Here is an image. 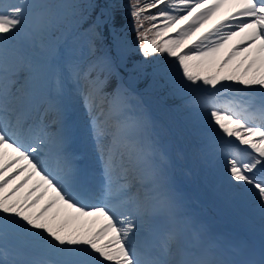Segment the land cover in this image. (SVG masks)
I'll return each instance as SVG.
<instances>
[{
  "label": "snow or ice",
  "instance_id": "snow-or-ice-1",
  "mask_svg": "<svg viewBox=\"0 0 264 264\" xmlns=\"http://www.w3.org/2000/svg\"><path fill=\"white\" fill-rule=\"evenodd\" d=\"M120 69L201 119L202 153L264 236V0H0V264H264V243L257 254L187 212ZM236 93L244 106L226 99ZM72 96L92 172L72 149Z\"/></svg>",
  "mask_w": 264,
  "mask_h": 264
},
{
  "label": "bare ground",
  "instance_id": "bare-ground-1",
  "mask_svg": "<svg viewBox=\"0 0 264 264\" xmlns=\"http://www.w3.org/2000/svg\"><path fill=\"white\" fill-rule=\"evenodd\" d=\"M241 106H244V103ZM79 113L80 118L83 119L84 110L82 108L79 109ZM198 119L200 118L198 117ZM82 124V135L87 156L90 158L93 167L96 168L92 139L88 127L83 121ZM158 129L160 133L157 131L159 135L158 137L155 136L156 145L157 142L161 144L165 140L163 127ZM154 132L157 133L155 130ZM177 147L176 142L173 143L171 140L167 146L159 147L157 145L159 151L166 157L165 166L171 183H177L176 187L173 188L179 194L185 189L190 195L186 206L187 212L207 225L213 235H217L225 241L244 245V241H249V239L241 236L238 231L248 230L250 239L260 247L264 243V236H262L258 210L246 196H230L228 193L231 186L228 184L227 178H222V180L218 178L217 174L212 173L211 165H208L207 161L199 160V157L191 152V148L185 150V152L187 151L185 154H179L178 150L180 149ZM182 151L183 149H181ZM221 211H226V214H222Z\"/></svg>",
  "mask_w": 264,
  "mask_h": 264
},
{
  "label": "rangeland",
  "instance_id": "rangeland-1",
  "mask_svg": "<svg viewBox=\"0 0 264 264\" xmlns=\"http://www.w3.org/2000/svg\"><path fill=\"white\" fill-rule=\"evenodd\" d=\"M130 44H133V50L130 52L131 58L139 59L136 57L138 52L135 51V44L131 42ZM160 58L161 57H157L156 63L165 65L169 63L166 58H162L163 60ZM120 75L124 77V83L127 82L131 86L136 87V94L140 97L143 102V106L149 113L153 121L154 130L156 132H159L158 128H160L161 126L163 127V135H165V140L161 144L157 142V145L159 147H162L163 145L167 146V141L171 140L173 141V143L176 142V145L178 146L177 148L180 149L178 150L179 154H185L187 152H185V150L191 148V152H193L197 157H199V160H201L202 162L207 161L208 165H211L212 173L217 174V176H219L218 178H220L221 180L222 178H226L223 173V166L221 165V163L210 159L209 157L205 156L201 151V146L204 140V128L201 119H198V116L195 115L190 109H185L184 107H182V100L179 97L178 99H175V96L170 94L169 87L151 85V78L148 77L147 79L150 80L148 87L147 89L142 91L140 88H137V84L135 83L136 81L128 80V74L123 69H120ZM115 84L116 79L113 78L110 87L114 86ZM229 97L231 99H228L227 97L226 99L230 103L239 104L241 97H243L244 100L245 96L243 95V93H236L235 95ZM72 99L78 109L82 108L84 110L83 121L85 122V126L88 127L86 110L84 109L80 100L76 96H73ZM185 99H187V97H185ZM246 99L247 98H245V100ZM162 107L163 109H161ZM157 133L154 132V135L156 137H158L160 132L158 134ZM181 149H183L182 152Z\"/></svg>",
  "mask_w": 264,
  "mask_h": 264
},
{
  "label": "trees",
  "instance_id": "trees-1",
  "mask_svg": "<svg viewBox=\"0 0 264 264\" xmlns=\"http://www.w3.org/2000/svg\"><path fill=\"white\" fill-rule=\"evenodd\" d=\"M121 3H124V0H122ZM118 24L123 25L125 27V33H126L127 39L129 40V42L134 43V41H133L134 33L132 32V29L130 26V21L126 18L123 10L118 13ZM131 45H133V44H131ZM136 57L140 58L139 53H137ZM150 70L151 69L149 68V71ZM149 82H150L149 79L143 78L140 80H136L135 83L137 84V88H140L143 91V90L147 89ZM135 90H137L136 87H135ZM175 98H178V97L175 96Z\"/></svg>",
  "mask_w": 264,
  "mask_h": 264
}]
</instances>
